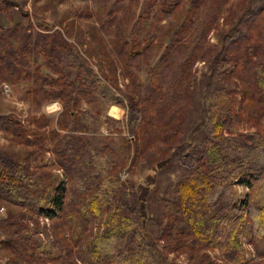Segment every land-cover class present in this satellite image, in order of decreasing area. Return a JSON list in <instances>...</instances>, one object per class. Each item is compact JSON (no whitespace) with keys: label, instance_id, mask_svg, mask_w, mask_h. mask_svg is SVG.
<instances>
[{"label":"trees","instance_id":"obj_1","mask_svg":"<svg viewBox=\"0 0 264 264\" xmlns=\"http://www.w3.org/2000/svg\"><path fill=\"white\" fill-rule=\"evenodd\" d=\"M218 1L211 9L220 6ZM163 2L177 4L176 0ZM185 14L178 31L168 38L158 71L154 70L157 74L164 64L166 73H176L177 65L169 66V60L179 53L182 32L196 11ZM263 14L264 0H250L225 33V44L209 75L215 74L217 81L211 88L202 136L195 142L179 139L175 146L173 136L166 140L171 142L166 155L171 156L160 168L172 162L182 175L164 189L152 176L136 185L122 180L120 173L141 159L147 151L143 143L157 133L164 117L166 135L169 126L175 128L173 113L168 121L166 112L181 84L175 85V91L170 87L163 91L153 79L150 84L159 99H150L157 116L149 107L139 106L132 95L126 121L113 120L109 109L123 106V99L62 34L33 39L26 31L21 50L40 49L50 73L37 69L33 74L25 68L19 50L6 56L4 67L22 79L34 76L36 88L29 94L34 100L38 95L43 101L60 100L63 111L48 130L43 115L33 118V126H25L14 115H0V131L23 152L16 155L0 149V200L19 209V215L10 218L7 238L0 241L11 256L0 264L46 263L48 246L55 243H63V264H175L169 260L171 253L188 254L191 264H216L210 253L214 250L232 264H252L244 239L249 237L255 245L264 241V124L236 133L240 113L235 106L247 98L252 124L264 118V46L250 41L241 57L230 49L239 50L240 41L250 36L251 24L259 23ZM136 37L140 46V35ZM139 52L129 48L132 56ZM189 57L178 64L180 68L188 65ZM111 114L117 117L118 108L114 106ZM177 117L182 122L183 115L177 112ZM103 127L116 135L101 134ZM125 127L128 136L122 135ZM48 153L64 177L45 161ZM40 216L51 219L56 242L48 233L46 238L39 235L40 220L36 228L32 226Z\"/></svg>","mask_w":264,"mask_h":264},{"label":"rangeland","instance_id":"obj_2","mask_svg":"<svg viewBox=\"0 0 264 264\" xmlns=\"http://www.w3.org/2000/svg\"><path fill=\"white\" fill-rule=\"evenodd\" d=\"M248 1L250 0H221L220 6L211 9L214 4H218V0H200L197 3L191 0H176L177 4L172 6H166L163 0H0V115H14L20 118L25 126H33V118L43 115L47 118L48 130L63 111L60 100L43 101L39 95L34 100V96L29 94L30 89L32 90L34 86L36 88L34 76L22 79L18 75H10L4 67L6 56L19 50L22 51L23 63L27 65L25 68L30 69L33 74L37 69H42L44 74L50 73L46 59L39 53L40 49L35 47L34 50H21V41L26 31L33 39L41 34L53 33L56 36H59L57 35L59 32L62 34L68 44L79 52L123 99V106L112 105L109 109L108 114L113 120L126 121L132 95L137 96L139 106L145 109L149 107L154 114V99L150 97L159 99V96L150 84L153 79L163 91L166 87L175 91V85L181 84L175 100L172 99L166 112V117L173 113L175 128L171 129L169 126L167 136L166 119L163 116L165 121L158 124L157 133H151L148 142L143 143L147 145V151L141 155V159L136 165L130 163L129 167L120 173L122 180H130L136 185H141L147 178L154 177L158 180L160 188L164 189L178 181L182 175L179 166L172 162L169 166L164 165L163 169L160 168L171 156L166 155V149L171 143L170 141L167 143L166 140L173 136L175 146L179 139L195 142L202 136V124L207 115L211 88L217 81L215 74L209 76L214 68V60L220 46L225 44V33L233 27L232 21L242 12ZM192 9L196 11V15L182 32L180 51L169 60V66L177 65L176 73H166L167 68L164 64L161 67L162 73L157 74L158 60L165 53L168 38L172 39L178 31L176 30L178 22ZM263 28L264 14L259 23L251 24L250 36L247 35L246 40L240 41L238 48L236 47L239 50L233 48L230 50L240 56L242 48L250 41L264 46ZM138 35L141 38L140 46L134 41ZM129 48L139 49L140 52L132 56ZM188 57L191 61L188 60L185 68H180L179 65ZM221 65L222 63L219 66ZM228 65L230 67L231 64ZM6 75L9 78H6ZM4 85L11 87L9 94L5 91ZM237 96L241 98L240 94ZM57 101L60 103V109L50 112L49 107ZM248 104L246 98L244 103L235 106L237 113H240L236 133L256 130L257 126L264 124V118L260 119L258 125L252 124L255 121L249 119ZM114 106L119 111L117 117L111 114ZM177 112L178 116L183 115L182 122L177 117ZM167 120L169 121L168 117ZM100 133L105 136L116 135L105 127ZM122 135H129L126 127ZM0 149L16 155L23 154L22 147L11 141L4 131H0ZM45 161L56 171L55 173L63 176L61 169H55L50 153L46 155ZM63 180L66 181V178ZM238 189L240 194H244L242 186ZM18 215L19 209L16 205L5 199L0 200V241L7 238L6 231L9 229L10 218ZM39 220L41 226L39 235L46 238L48 233L56 242L51 219L40 216V219L32 220L34 228L38 226L36 223ZM45 226L48 230L44 229ZM64 236L67 239L70 237L69 233H65ZM244 246L252 264H264V241H259L255 245L246 236ZM48 250L50 254L45 256L50 260L44 262L45 264H63L65 256L63 243L49 245ZM210 253L216 264H232L224 259L218 250ZM10 256L11 251L0 244V263H5ZM169 260L175 264H191L193 261L186 253H171Z\"/></svg>","mask_w":264,"mask_h":264},{"label":"built area","instance_id":"obj_3","mask_svg":"<svg viewBox=\"0 0 264 264\" xmlns=\"http://www.w3.org/2000/svg\"><path fill=\"white\" fill-rule=\"evenodd\" d=\"M4 87H5V91L9 94L10 92H11V87L9 86V85H4ZM53 105H58V108H56V109H53L52 108V106ZM60 103L57 101V102H54V103H52V105L49 107V111L50 112H54V111H56V110H59L60 109Z\"/></svg>","mask_w":264,"mask_h":264},{"label":"clouds","instance_id":"obj_4","mask_svg":"<svg viewBox=\"0 0 264 264\" xmlns=\"http://www.w3.org/2000/svg\"><path fill=\"white\" fill-rule=\"evenodd\" d=\"M52 108L56 109V108H58V105H53Z\"/></svg>","mask_w":264,"mask_h":264}]
</instances>
